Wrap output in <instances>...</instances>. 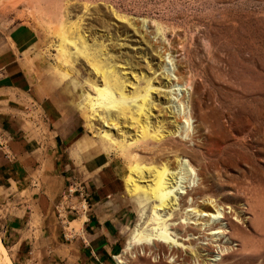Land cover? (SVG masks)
I'll use <instances>...</instances> for the list:
<instances>
[{
  "label": "rangeland",
  "instance_id": "1",
  "mask_svg": "<svg viewBox=\"0 0 264 264\" xmlns=\"http://www.w3.org/2000/svg\"><path fill=\"white\" fill-rule=\"evenodd\" d=\"M25 31L32 35L29 45ZM9 64L0 75L10 76L15 90L0 95V127L15 138L38 131L44 155L57 150L55 174L65 177L39 181L34 200L49 217L44 235L34 238L37 253L30 242L13 251L0 234L14 264H84L95 257L118 264L133 234L140 246L129 253L131 264H223L228 255L237 261L248 254L232 238L230 222L259 247L264 0H0V67ZM105 72L116 80L107 84ZM166 82L176 91L167 93ZM121 88L132 103H123ZM36 97L46 104L33 103ZM144 98L145 134L146 116L138 108ZM45 105L52 106L47 113ZM6 137L0 130L9 149ZM140 166L175 173V196L213 207L223 240L202 237L179 255L152 242L146 250L150 203L127 186L132 167ZM3 175L0 169V184ZM86 218L95 230L89 232ZM172 234L180 245L184 236L194 237ZM21 239L17 233L12 241ZM93 245L105 252L91 257Z\"/></svg>",
  "mask_w": 264,
  "mask_h": 264
},
{
  "label": "bare ground",
  "instance_id": "2",
  "mask_svg": "<svg viewBox=\"0 0 264 264\" xmlns=\"http://www.w3.org/2000/svg\"><path fill=\"white\" fill-rule=\"evenodd\" d=\"M108 74V72L103 74L104 80L107 84L113 79ZM113 80L116 79L114 78ZM165 85L167 93L176 91L177 89V86L174 83L166 82ZM101 90H98V93L100 92V98L101 96H104L103 90ZM125 92L127 93L128 89H125ZM126 93H123V88H121L118 95L122 99L123 103H132L130 102L131 98L128 97ZM142 101L143 102L141 104H138V108L141 111V115L146 116V122L143 123L142 127V132L145 134L148 133L150 129L149 124L147 123L149 120V111L146 109V99L144 98ZM133 103L135 104L136 102ZM123 106H125V104H123ZM111 135L112 134L108 131L107 137H111ZM179 161L180 160L178 159V162ZM132 169V172L134 173L131 174L135 175L130 184L127 183L129 184L127 185L128 191L134 195L142 194V196H144L143 198H146L150 203V207L148 209L149 216L147 217L148 221L143 228V233H148L150 238H144V242L142 243L143 247L152 242L153 246H156L157 248L160 247L161 251L172 248L173 253H175V255H179V253H182L183 249L189 251L190 246L195 244L196 241L202 237L211 239V241L214 242L219 241V238L221 239L223 235H225V231L222 233L219 232L221 229L223 230V225L220 221L221 218L216 216L217 212H215L213 207L209 204L199 205L198 201H192V203H190L182 198V196L180 198L175 196V186L178 182V176H176L175 173L171 175L168 170L169 168L165 166H140L135 168L132 167ZM207 189L210 190L209 187ZM166 211H169V214L166 216L162 215V213L166 214ZM227 215L228 214H225L224 212L221 216L222 219L225 220L224 222L229 220ZM230 227L234 231L232 238L241 241L248 254L243 256L242 260L237 261L235 254L228 255L225 257L226 263L223 264H264V234L260 236L261 243L257 248L251 239L248 238V233L242 230L238 225L230 222ZM177 231L184 232L186 234L192 233L193 235H191L196 237L188 240L187 238L189 237L184 236V244L180 245L179 240L176 241L172 236V233ZM137 238L138 236L135 235L126 245L123 254L117 258L118 264H131L129 253L133 254V251L137 247ZM138 247L137 249H139ZM157 251L158 250H156V252ZM207 251L211 252V246L207 248ZM0 264H10L8 255L1 245Z\"/></svg>",
  "mask_w": 264,
  "mask_h": 264
},
{
  "label": "crops",
  "instance_id": "3",
  "mask_svg": "<svg viewBox=\"0 0 264 264\" xmlns=\"http://www.w3.org/2000/svg\"><path fill=\"white\" fill-rule=\"evenodd\" d=\"M24 33L27 36L26 45H29L32 40V35L29 34L28 31H25ZM18 42L21 44L20 39H18ZM11 65L12 64L0 67V72L4 71L5 73H8L7 68ZM0 77V95H7L11 90H15L13 89L14 86L12 82L8 85L10 76L5 77L0 75ZM19 90L24 91L22 89ZM19 90L16 89V91ZM39 101L40 99L37 97L33 99V103H40L41 105L46 104V101H43L42 103ZM51 109V105H45L43 107V112L47 113ZM0 130L3 131L5 137L7 136L6 138H10L12 141L10 142L9 149H0L4 152L6 158H1L2 156L0 154V169L2 170V173H4L3 179L5 180L3 184H0V200L4 203L0 208V234L4 239H8L13 251L20 252L21 250L26 249L30 242L31 252L35 254L37 253V244L34 238L44 235V221L49 217L48 212L43 209L40 201L37 202L36 199L34 200L39 191L38 187H43V184L39 183V181L43 179L61 180L65 179V177L62 174H55L60 167L58 159L55 158L53 160V156H57V150L51 148L49 153H45L44 155V148L41 145L43 135L42 137H39L38 131L37 133L36 131H33L34 133L32 134L24 133L20 138H15L4 128L0 127ZM7 153L9 155H7ZM67 153L70 154L68 150ZM9 172H11V174ZM22 173L25 175L23 180L22 178H17V175L21 176ZM88 223L90 224L92 221L90 222V220L86 218L84 225L86 228H89V232L95 230L96 227H90ZM17 233L22 236V239L20 241H12V238ZM134 236L135 234L132 235L126 245ZM0 245L4 248L1 239ZM89 248V254L91 257L93 256V253H100L103 250L105 252V247L103 248L101 245H93ZM8 258L10 264H14L9 255ZM25 259V262L27 263L28 256H25ZM98 263L108 264L107 261L98 257H95V261L92 259L91 263L84 262V264Z\"/></svg>",
  "mask_w": 264,
  "mask_h": 264
},
{
  "label": "built area",
  "instance_id": "4",
  "mask_svg": "<svg viewBox=\"0 0 264 264\" xmlns=\"http://www.w3.org/2000/svg\"><path fill=\"white\" fill-rule=\"evenodd\" d=\"M4 142L0 140V149H4Z\"/></svg>",
  "mask_w": 264,
  "mask_h": 264
}]
</instances>
